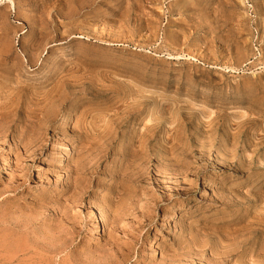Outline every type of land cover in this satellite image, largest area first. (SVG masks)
<instances>
[{
  "label": "rangeland",
  "instance_id": "374dc122",
  "mask_svg": "<svg viewBox=\"0 0 264 264\" xmlns=\"http://www.w3.org/2000/svg\"><path fill=\"white\" fill-rule=\"evenodd\" d=\"M0 56V264H264V0H0Z\"/></svg>",
  "mask_w": 264,
  "mask_h": 264
},
{
  "label": "bare ground",
  "instance_id": "6f19581e",
  "mask_svg": "<svg viewBox=\"0 0 264 264\" xmlns=\"http://www.w3.org/2000/svg\"><path fill=\"white\" fill-rule=\"evenodd\" d=\"M2 54V53H1ZM3 55V54H2ZM1 57V56H0ZM5 57H6V55H5ZM15 67V66H14ZM242 126V125H241ZM145 127V126H144ZM262 152V151H261ZM114 220V219H113Z\"/></svg>",
  "mask_w": 264,
  "mask_h": 264
}]
</instances>
